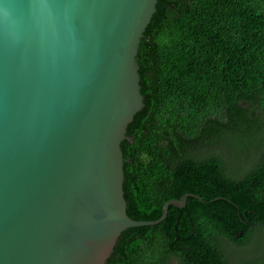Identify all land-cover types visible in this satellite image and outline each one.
Listing matches in <instances>:
<instances>
[{"label":"water","instance_id":"95a60500","mask_svg":"<svg viewBox=\"0 0 264 264\" xmlns=\"http://www.w3.org/2000/svg\"><path fill=\"white\" fill-rule=\"evenodd\" d=\"M158 0H0V264H106L135 220L121 143Z\"/></svg>","mask_w":264,"mask_h":264},{"label":"trees","instance_id":"16d2710c","mask_svg":"<svg viewBox=\"0 0 264 264\" xmlns=\"http://www.w3.org/2000/svg\"><path fill=\"white\" fill-rule=\"evenodd\" d=\"M137 60L145 105L121 143L127 213L155 220L189 195L159 224L125 229L106 264H226L225 251L252 262L264 157L250 168L238 154L264 142V0H158Z\"/></svg>","mask_w":264,"mask_h":264},{"label":"flooded vegetation","instance_id":"af4514ba","mask_svg":"<svg viewBox=\"0 0 264 264\" xmlns=\"http://www.w3.org/2000/svg\"><path fill=\"white\" fill-rule=\"evenodd\" d=\"M259 143H260L259 145H256V146H253V147H252V145H250L247 150L243 149L238 154V156L241 157L243 160H245L246 157L248 158L247 163H248V167H250V168L255 167L258 164V162L260 161V159L262 157H264V142L261 141ZM224 148L227 149L228 151H231L229 143H227V142L224 144ZM263 230H264V225H262V226L260 225L258 228L254 229V231L252 232L251 237H250L251 243L255 240V238L257 236L260 235V233ZM250 240L246 243V245L247 244H251ZM229 253H230V251H225V254H227L226 255V264H232V263L235 264L233 262L235 260L231 256L232 253L230 255H229ZM251 261L252 262H250V263L248 261H246V263H244V264H258V263H254V259H251Z\"/></svg>","mask_w":264,"mask_h":264},{"label":"rangeland","instance_id":"374dc122","mask_svg":"<svg viewBox=\"0 0 264 264\" xmlns=\"http://www.w3.org/2000/svg\"><path fill=\"white\" fill-rule=\"evenodd\" d=\"M252 115V114H251ZM217 151H219L221 154H224V142L219 141L217 146H215ZM222 154V155H223ZM226 154V153H225ZM234 161V162H233ZM239 162L238 160H232V163H237ZM250 250H253L254 254V263H261L262 258L264 257V231L260 233L259 236L255 238V240L251 243V247L249 248ZM241 257V256H238ZM247 260L242 259L238 261V264H244L246 263Z\"/></svg>","mask_w":264,"mask_h":264},{"label":"clouds","instance_id":"9594fccd","mask_svg":"<svg viewBox=\"0 0 264 264\" xmlns=\"http://www.w3.org/2000/svg\"><path fill=\"white\" fill-rule=\"evenodd\" d=\"M39 3L41 4L42 7L47 6V0H39Z\"/></svg>","mask_w":264,"mask_h":264}]
</instances>
